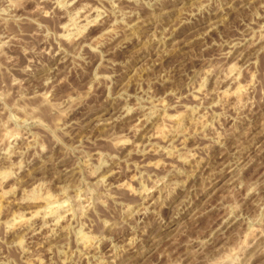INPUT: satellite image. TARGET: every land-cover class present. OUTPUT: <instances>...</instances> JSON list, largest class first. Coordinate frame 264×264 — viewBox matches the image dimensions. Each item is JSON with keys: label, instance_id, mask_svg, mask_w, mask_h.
I'll return each instance as SVG.
<instances>
[{"label": "rangeland", "instance_id": "obj_1", "mask_svg": "<svg viewBox=\"0 0 264 264\" xmlns=\"http://www.w3.org/2000/svg\"><path fill=\"white\" fill-rule=\"evenodd\" d=\"M262 209L264 0H0V264H264Z\"/></svg>", "mask_w": 264, "mask_h": 264}, {"label": "bare ground", "instance_id": "obj_2", "mask_svg": "<svg viewBox=\"0 0 264 264\" xmlns=\"http://www.w3.org/2000/svg\"><path fill=\"white\" fill-rule=\"evenodd\" d=\"M134 34V33H133ZM159 106V105H158ZM164 110V109H163ZM95 113V112H94ZM98 113V112H97ZM97 115V114H96ZM92 117H93V115H92ZM95 118V117H94ZM90 120V119H89ZM94 120V119H93ZM192 155V154H191ZM186 158V157H185ZM183 160H184V156H183ZM185 161V160H184ZM197 172V171H196ZM2 175V174H1ZM123 188V187H122ZM124 188L126 189V190H130V186H128V185H125L124 186ZM79 198V197H78ZM44 201H45V203H46V205L48 206V210L46 209V213H45V216H48V215H50V214H53V212H56V210L58 209V206H56V201H54V198L52 199V197L51 196H49V194L47 195V196H44ZM43 201V202H44ZM59 203V202H58ZM155 204V203H154ZM153 204V205H154ZM64 209V208H63ZM68 213V212H67ZM37 215V214H36ZM34 216V215H33ZM32 216V217H33ZM44 218H46V217H44ZM27 220V219H26ZM26 220L25 219H23V218H18V219H14V222L11 224V225H13V226H24V225H26L27 224V222H26ZM15 228V227H14ZM82 237V236H81ZM84 237V236H83ZM83 239V238H82ZM90 239V238H89ZM88 238H84V241H85V245L87 246V249H89V248H92V241L91 240H89ZM89 247V248H88ZM91 250V249H90Z\"/></svg>", "mask_w": 264, "mask_h": 264}, {"label": "clouds", "instance_id": "obj_3", "mask_svg": "<svg viewBox=\"0 0 264 264\" xmlns=\"http://www.w3.org/2000/svg\"><path fill=\"white\" fill-rule=\"evenodd\" d=\"M89 47H91L90 45H89ZM93 51H95L96 49H92ZM48 84H51V82L49 81V82H47ZM61 83H63V81H61ZM51 95H52V93H51V91H49L46 95H44V99L46 100V101H48V100H50V97H51ZM55 107V106H54ZM65 113H61V115H64ZM251 191H255V189L253 188V189H250V192ZM132 193H135V189L133 188V189H131L130 190V193L129 194H132ZM137 195H140V194H142V193H136ZM62 207H68V202H65V204L64 205H62ZM262 211H264V209H262ZM217 264H222V262H220V261H218L217 262Z\"/></svg>", "mask_w": 264, "mask_h": 264}]
</instances>
